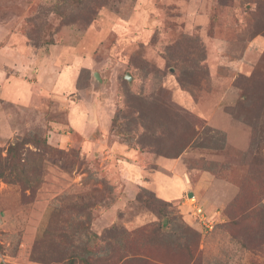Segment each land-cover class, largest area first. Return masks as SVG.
<instances>
[{
	"label": "rangeland",
	"instance_id": "obj_1",
	"mask_svg": "<svg viewBox=\"0 0 264 264\" xmlns=\"http://www.w3.org/2000/svg\"><path fill=\"white\" fill-rule=\"evenodd\" d=\"M53 46L65 54L46 58ZM27 57L34 75L78 62L26 87L10 62ZM81 99L105 112L103 148L77 133ZM15 140L22 168L7 161ZM114 141L143 155L139 181L104 149ZM159 174L184 186L164 197ZM191 194L220 211L212 230L187 212ZM71 257L264 264V0H0V264Z\"/></svg>",
	"mask_w": 264,
	"mask_h": 264
},
{
	"label": "crops",
	"instance_id": "obj_2",
	"mask_svg": "<svg viewBox=\"0 0 264 264\" xmlns=\"http://www.w3.org/2000/svg\"><path fill=\"white\" fill-rule=\"evenodd\" d=\"M54 50H55V52H54ZM56 52H58L61 56L64 55L65 54V47L58 48L56 46H53V48H50L48 51H46V55H47L46 58L51 59V57L53 56L52 55L53 53H54V56L58 55ZM81 58L83 59L82 63H79V65L76 67L89 69V67H90L89 65L88 66L84 65L86 62H88L89 58L85 55L84 56L82 55ZM20 60L22 62L19 63V66H20L19 68L17 67L15 62H10V63H14L12 65L15 68H17L16 69L17 71H15V75H13V73H12L13 77L12 76H10V77L14 78V80L20 79V82L22 84H24L26 87H32V86H36V85L39 86L40 85L36 80V73L37 72H39L38 77H41V78L46 77L47 78V75L49 74V76L51 75V79H54V78L58 77V75L63 73V67H65V69H68V65H72L75 67V65H77V62H78V60L73 59V60H70L69 62L62 63V66H61L62 68L58 67V66H56V67L53 66V68L50 70V69H46L44 66H42V64L39 61H36V62L40 63L41 66H38L37 70H35V75H34L33 72H30V70L27 68V65H28V67H30L31 61H32V64H35V61H34L35 57L34 58H28L27 57L25 59H20ZM28 61L30 62L29 64H28ZM23 64L26 66H23ZM78 70H80V69H78ZM51 71H53V72H51ZM76 78H77V76L75 74L74 80L72 82L73 86L70 89V91L75 88ZM10 83H9V80L7 79V85H10ZM26 92H27V90H26ZM32 94H33V92H32ZM35 94H38V93L36 92ZM74 103H75V106L73 107V109L75 108V110H78V108H79V110L81 111V115L83 116V120H82L83 121V124H82L83 128L80 131H78L77 133H80V134L82 133V136L84 137V139H83L84 145L87 148H89V146H92L93 144H97L98 147L103 148V143H102L101 139L99 137H95V132H93V131H96V129L102 131V129H104L102 126L104 123H101V119H103L105 112L102 111V109H100L99 105L94 104L95 101L93 102L90 100H82L81 99L79 102H74ZM13 105L21 107V109L22 108L23 109H29L31 106L28 98H25V101H20V100L15 101V103H13ZM94 106H95V109H94ZM56 107L58 109H64L65 111L69 109L68 106H65L64 104L59 105L58 103L56 104ZM93 111H94V113H93L94 115H92ZM69 116L70 115H67V118H69ZM8 118H10V117H8ZM10 123L12 124L11 119H10ZM55 126L59 127L58 124H55ZM9 129H13V126L11 127V125H9ZM70 131H72L73 133H76V132H74V130H70ZM63 137H65V136H63ZM65 138H67V137H65ZM104 146H105L104 149L105 148H106V150L108 149V151L112 152V154L118 153L116 155L121 160V162L125 168V173L122 176L125 178V180H127V182L129 181L128 179H134L136 182L140 180L139 176H140L141 164L137 163L136 159L138 157L143 156V155H138V152L135 151L133 148H128L124 144H121V143L116 142V141L112 142L109 146L105 145V144H104ZM162 162L163 161L161 159H159V165L160 164L162 165ZM122 164L120 166H122ZM161 167L163 168V166H161ZM180 178L178 177V179H175L172 181L169 178V176H166L164 174H159L155 178L157 180L156 181L157 187L159 188L158 192L161 193L162 196L167 197V194L171 193V190L173 187L171 183H173V182L176 183L175 186H177L178 189L183 187L184 181H182L183 179H180ZM178 180L181 181V183H180L181 185L177 183ZM130 186H131L130 188H132V186H133L132 182H131Z\"/></svg>",
	"mask_w": 264,
	"mask_h": 264
},
{
	"label": "built area",
	"instance_id": "obj_3",
	"mask_svg": "<svg viewBox=\"0 0 264 264\" xmlns=\"http://www.w3.org/2000/svg\"><path fill=\"white\" fill-rule=\"evenodd\" d=\"M185 204L188 209L187 212L198 223L202 231L212 230L219 222L221 216L220 211H217L215 214L208 213L194 194L186 195Z\"/></svg>",
	"mask_w": 264,
	"mask_h": 264
},
{
	"label": "trees",
	"instance_id": "obj_4",
	"mask_svg": "<svg viewBox=\"0 0 264 264\" xmlns=\"http://www.w3.org/2000/svg\"><path fill=\"white\" fill-rule=\"evenodd\" d=\"M26 144V141L24 140H15L14 142L8 144L7 146V161L11 160L14 161L15 163H19L20 162V167L22 168L23 164L21 162V149L23 147V145ZM167 222V221H166ZM130 259H134L137 260L138 263H145V260H142V258L140 259H136L135 257L130 258ZM67 264H75V259L73 257H71L70 259H68Z\"/></svg>",
	"mask_w": 264,
	"mask_h": 264
},
{
	"label": "water",
	"instance_id": "obj_5",
	"mask_svg": "<svg viewBox=\"0 0 264 264\" xmlns=\"http://www.w3.org/2000/svg\"><path fill=\"white\" fill-rule=\"evenodd\" d=\"M93 76H94V79L97 80L98 82L101 81V79H100V77H99L97 72H94ZM126 78L130 81V77L126 76Z\"/></svg>",
	"mask_w": 264,
	"mask_h": 264
}]
</instances>
